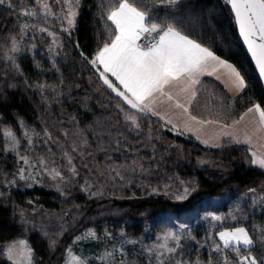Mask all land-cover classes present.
<instances>
[{
	"label": "trees",
	"instance_id": "1",
	"mask_svg": "<svg viewBox=\"0 0 264 264\" xmlns=\"http://www.w3.org/2000/svg\"><path fill=\"white\" fill-rule=\"evenodd\" d=\"M47 2L53 6L54 12L60 11L54 0ZM102 2L107 5L109 0H81L76 26L70 30L71 35L68 32V38L61 37L60 44L64 50L57 55L41 48L24 51L22 44L12 60L8 58L10 54L5 56V53L18 44L26 22L21 12L26 7L36 13L33 19H40L48 28L59 30L60 22L54 16L45 15L39 5L35 7L33 0H5L0 4V167L13 168L5 153L4 128L18 133L26 126L40 135L45 131V124L55 128L60 119L71 117V123L76 126L74 139L77 148L74 153L96 158L98 163L100 159V162L118 170L114 171L112 167H106L107 172L102 170L104 182H100L102 190L99 192L106 201L111 200V205L104 208L106 215L99 217L98 213L100 201H105L102 196L93 191L74 195V204L92 209L89 211L93 214L91 219L98 216L87 221L85 226L104 223L107 227L117 226L127 235L138 237L173 222L190 224L193 238L204 247L201 255L206 259L211 254L208 249L212 243L200 238L206 225L202 212L211 210L216 213L227 209L233 195L221 193L229 185L238 189L249 188L258 182L264 185V169L247 162L248 150L240 144L229 143V147L214 150L203 147L193 138L175 132L153 117L135 113L103 84L99 72L88 62L109 39L108 29L100 18ZM142 3L152 7V0H142ZM173 11L191 38L198 39L238 67L247 84L240 95L232 98L219 83L204 78L192 113L214 119L219 113V121L227 123L253 104L259 103L264 107L261 83L238 39L226 1L182 0L175 10L156 7L154 18L170 20ZM39 85L45 87L41 89ZM117 100L124 109L122 112L112 105ZM60 111H64L62 117ZM131 111L143 117L138 119V127H134L126 120V114H122ZM208 157L220 168L217 174H205V169L198 167L197 158ZM144 173L155 178L148 179ZM173 174L186 175L194 181L196 189L187 199L178 200L177 195L167 191L148 190L146 182L154 181V185L159 186L158 182H167ZM120 195L123 197L117 198ZM68 204L61 196L39 184L11 189L7 196L0 195V242L21 235L20 210L36 205L46 213L62 214ZM259 220L264 223V213ZM250 221L247 216L245 224L253 236L256 231ZM253 238L257 241L256 237ZM27 239L34 252L35 264H58L60 248L67 243L66 240L56 251L40 231L29 233ZM258 249L251 248L254 254ZM0 264L8 263L0 261Z\"/></svg>",
	"mask_w": 264,
	"mask_h": 264
},
{
	"label": "rangeland",
	"instance_id": "2",
	"mask_svg": "<svg viewBox=\"0 0 264 264\" xmlns=\"http://www.w3.org/2000/svg\"><path fill=\"white\" fill-rule=\"evenodd\" d=\"M33 1L35 7L37 5L40 6L36 0ZM28 8L26 7V10H29ZM58 12L59 11H57V13ZM22 18H24L26 21L25 23H27L29 27L24 28L19 35V40L21 41L19 42L18 40V44H15L18 50L12 51L10 49L5 53V56L10 54L8 56L10 60L21 50L20 45L22 44H24V51L28 50L30 52L34 51L36 48H41L43 51L47 50L48 53L57 55V53L64 50L60 42L63 36L64 38H68V32L61 30V23L58 25V30L57 28H48L40 19L36 20L29 16H22ZM63 27L66 28L67 26L64 24ZM41 28H47L50 32L56 33V43H53L54 38L50 36L48 32L40 31L39 29ZM112 105L122 112V105L119 101H114ZM131 112L132 113H122L124 115L126 114V120H128L127 116L134 114L133 111ZM63 114L64 111H60L59 115H61V117ZM141 118L143 117H138L136 115L137 122L139 121L138 119ZM71 121V117L60 119L55 128H53L52 125L45 124V131L40 135L35 134L26 126L22 127V130L18 133L10 129L19 140L18 149L15 151L6 150L11 148V142L10 139L4 135V130L7 128L3 129L2 135L5 153L11 160L10 165L13 168L7 170L6 168L0 167V195L7 196L11 189L39 184L45 189L55 192L66 202H69V204L62 214L46 213L36 205L26 210H20L19 218L22 233L13 240L0 242V261L13 264V260L20 259L21 264H26L23 256L17 255V252L20 250L19 246H17V250L13 254V260L8 258L7 248L14 241H25L26 244L30 246L27 239L28 234L34 231H40L51 247L56 251H58V248L62 246L61 244L65 243L67 240V243L60 248L61 253L58 257V264H66L69 250L74 255L86 258L88 264H208L210 257L212 258L213 264H217V262L223 264L225 257L229 259L230 264H235L234 257H236L237 254L231 249H223L222 242L218 236L220 231L234 227H243L252 238L253 236L257 238V241L253 238L254 244L252 249H259L256 254L253 253V250L251 251L252 254L258 258L262 256L261 253H264V223H261L259 220L261 213H264V185L262 182H258L254 186L244 189H238L233 185H229L225 187V191L222 192L221 195L232 194L233 198L229 200L231 205L227 209H223V211L216 213L211 210L202 212L206 220V225L200 238H206L212 243L211 247L208 246V251H210L211 254H208L206 259L201 255L204 247H201L193 238L194 233L192 232L190 224L173 222L161 228L151 229L146 234L138 237L127 235L124 230L117 226L107 227L104 223L85 226L87 221H91L98 216H93L91 219L90 217L93 214L89 211H92V209H89V206L83 208L80 204H74V195L76 193L93 191L97 195L102 196L105 200V196L99 192L102 190L100 182H104L102 180L104 178L102 170L105 169L107 172L108 169L106 167H112L114 171L118 170L113 166L105 165L103 161L100 162V159L98 163L96 158L86 155L83 156L80 152L74 153V150H76L75 148H77V142L74 139L76 138L74 134L76 126L75 124L73 125ZM133 126L135 127L136 124H133ZM25 132H27V136ZM29 138L31 139V144L28 142ZM229 143L236 142L224 139L218 143L219 146L206 145L204 143L200 144L203 145V147L214 150L222 146L229 147L227 146ZM236 144H240L248 150L246 156L248 159H246L248 163H251V152L257 151L255 149H251L250 151L249 146L243 143ZM85 147L87 148V145H84V148ZM257 154L261 153L257 152ZM21 156L28 157L30 163L34 165V167L24 164L23 160L20 159ZM88 157L90 162L87 161ZM40 159L46 162L49 169H56L59 171L63 179L61 180L59 177L53 178V175L49 174V171H46L39 165L38 161ZM69 160L71 163H69ZM197 163L200 169H205V174H217V171L220 170L209 157L208 159L197 158ZM72 168H75V174L71 171ZM21 169H24L23 175L25 179L20 178ZM144 174H146L145 176H147L148 179L155 178L153 176L151 177L148 173ZM146 185L149 186L148 190L167 191L177 196L183 193L185 188L190 189V194L196 189L194 181L182 174L170 175L167 182H158L159 186L154 185V181L146 182ZM250 189H252V191H250ZM121 192L122 191L119 193ZM121 197H123V195L117 198ZM100 203L101 204L98 206L99 217L106 215L104 208L111 205V200L108 199L104 202L101 200ZM72 205H74L73 207L75 208H72ZM213 216H219L221 219L214 220L212 219ZM247 216L251 220V227L256 231L253 232V236L245 224ZM180 225H186V227L181 228ZM89 230H92L94 236L87 235ZM169 233L178 236L179 242L177 243L175 239L171 238ZM217 243L221 244L222 251L218 252L215 250V244ZM162 245H167V247H162ZM205 247H207V245H205ZM167 248H175V252L169 253ZM244 254L247 253L245 252ZM31 261L32 264H35L33 250L31 253Z\"/></svg>",
	"mask_w": 264,
	"mask_h": 264
},
{
	"label": "snow or ice",
	"instance_id": "3",
	"mask_svg": "<svg viewBox=\"0 0 264 264\" xmlns=\"http://www.w3.org/2000/svg\"><path fill=\"white\" fill-rule=\"evenodd\" d=\"M5 0H0L3 4ZM47 16H54L61 23L62 31L69 32L74 29L79 15L78 9L81 0H54L59 6V13L53 11V6L47 0H36ZM238 25L239 34L247 46L258 69L261 79H264V0H226ZM182 0H152V7L142 3V0H109L105 5L100 4V18L104 21L109 32V39L98 48L94 57L88 62L99 72V77L107 88L119 97L125 105L135 110V113H150L159 116L156 111V103L167 102L170 107L179 110L178 115L184 117L185 128L191 130L189 125L196 123L200 125H211L219 122L217 119H198L192 114V107L197 102L199 87L202 83V76H212L216 71L224 69L227 71L234 87L242 92L246 87L245 76L233 63L217 55L209 47L203 46L198 40L191 38L186 32L183 22L176 18L174 11L172 18L162 21L154 18V9L163 7L175 10ZM24 16H35L36 13L30 10L21 12ZM68 27H63L64 24ZM25 23L23 28H28ZM23 28L21 29L23 31ZM48 32L56 43V33L50 32L47 28L39 29ZM79 47V45H77ZM13 45L12 51H17ZM83 55V53H81ZM85 59H88L85 57ZM102 67L103 71H100ZM211 67V71H209ZM113 77L115 82L110 79ZM219 79V77H217ZM118 82V83H116ZM43 89L44 85H39ZM124 110L123 108L121 109ZM249 114H254L252 121L254 127L251 131L244 129V143L251 144L254 136L258 140H264V107L261 104H253L247 111L233 122V125L223 124V128H230L239 125ZM163 119L164 117H160ZM127 119L136 124V115H129ZM23 126V122H20ZM166 123H172L169 119ZM176 125H173L175 127ZM4 135L10 139L11 148L6 150L15 151L18 149L19 140L10 129L4 130ZM27 136V132H25ZM224 135L232 136L230 132ZM236 143L242 141L232 136ZM29 144L31 139L29 138ZM204 143H208L207 140ZM219 146V145H217ZM251 151V149H250ZM24 164L34 167L26 156H21ZM53 178L63 177L56 169H49L43 159L38 161ZM69 163L71 161L69 160ZM251 163L264 169V153L251 152ZM71 171L75 174V168ZM24 169L20 170V178L25 179ZM252 191V189H250ZM190 189L185 188L183 193L177 196L178 200L187 199ZM212 219L220 220L221 217L213 216ZM181 228L186 225H180ZM87 235L94 236L92 230ZM169 236L179 242V237L173 233ZM223 249H231L237 255L234 257L235 264H264V255L257 257L252 254L251 248L254 244L253 238L243 227L225 229L218 233ZM80 239V238H78ZM19 246L18 256H23L26 264H32V249L25 241H14L7 248L8 258L13 260V254ZM167 247V245H162ZM221 244H215L216 251H222ZM169 253L175 252V248H167ZM247 254H244V253ZM13 264H21L20 259L13 260ZM66 264H88L86 258L74 255L69 250ZM208 264H213L209 258ZM219 264V262H217ZM223 264H230L227 257Z\"/></svg>",
	"mask_w": 264,
	"mask_h": 264
},
{
	"label": "crops",
	"instance_id": "4",
	"mask_svg": "<svg viewBox=\"0 0 264 264\" xmlns=\"http://www.w3.org/2000/svg\"><path fill=\"white\" fill-rule=\"evenodd\" d=\"M100 71H103L102 67L100 68ZM209 71H211V67H209ZM217 77H219V79H217ZM204 78H211L217 83H219L225 89L228 95L232 98H236L241 93L234 87V85L231 82V79L229 78L227 74V71L224 69H220L216 71L212 76H207V75L202 76L201 81ZM110 79H112L115 82L113 77H110ZM155 107H156V111L160 113L159 116H153L150 113H144V114L153 117L154 119L158 120L163 125L173 129L174 131L188 135L189 137L193 138L194 140L200 143H204V141L207 140L208 143L207 144L204 143V144L217 146L218 143H220V141L224 139L233 140L232 136H236L242 141L241 143L249 146L250 149H255L257 152H260V153L264 152V140H258L254 136L251 144L243 142L244 129H248L249 131H251L254 127L252 123V121L255 119L254 114H249L248 116H246L245 119L241 121V123L239 125H236L235 127L223 128L221 125L223 124L233 125V122L235 120H238L240 116L227 123L219 121L216 124L200 125V124H196L193 122L189 125V128L191 130H188L187 128H185L184 117L178 115L179 110H176L170 107L167 102L160 103L159 101H157ZM246 111H244L241 115H243ZM161 116L164 118L161 119L160 118ZM169 119L172 121V123H166V121ZM198 119L213 120L211 118H201V117H198ZM173 125H176V126L173 127ZM225 132H230L232 136L224 135Z\"/></svg>",
	"mask_w": 264,
	"mask_h": 264
},
{
	"label": "water",
	"instance_id": "5",
	"mask_svg": "<svg viewBox=\"0 0 264 264\" xmlns=\"http://www.w3.org/2000/svg\"><path fill=\"white\" fill-rule=\"evenodd\" d=\"M225 1H226V0H225ZM226 3H227V2H226ZM227 5H228V7H229V9H230V5H229L228 3H227ZM230 11H231V9H230ZM231 13H232V11H231ZM232 16H233V13H232ZM233 20H234V16H233ZM234 24H235V28H236V32H237L238 39H239V41H240V43H241V45H242L244 51L246 52V55L248 56L249 61H250L251 65H252L253 69H254L255 72H256V75H257V77H258V79H259V81H260V83H261V86H262V89H263V93H264V79H261V77L259 76V74H258V69H257L256 66H255V62H254V60L252 59L251 54L248 52V50H247V46H246V44L244 43L243 38H242L241 35L239 34L238 25L235 23V21H234Z\"/></svg>",
	"mask_w": 264,
	"mask_h": 264
}]
</instances>
